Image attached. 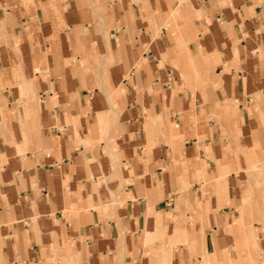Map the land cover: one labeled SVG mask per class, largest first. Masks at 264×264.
Here are the masks:
<instances>
[{
    "label": "crops",
    "instance_id": "obj_1",
    "mask_svg": "<svg viewBox=\"0 0 264 264\" xmlns=\"http://www.w3.org/2000/svg\"><path fill=\"white\" fill-rule=\"evenodd\" d=\"M241 227L263 260L264 0H0V264H244Z\"/></svg>",
    "mask_w": 264,
    "mask_h": 264
},
{
    "label": "rangeland",
    "instance_id": "obj_2",
    "mask_svg": "<svg viewBox=\"0 0 264 264\" xmlns=\"http://www.w3.org/2000/svg\"><path fill=\"white\" fill-rule=\"evenodd\" d=\"M252 204H255V201H254V197H251L248 201H246V207H251ZM248 214H252L251 211H245L242 213V216L243 215H248ZM259 215V213L257 214ZM259 218V216H258ZM252 219H253V216H252ZM249 230L250 229H243L242 227L240 228V232L244 234V239H245V243L242 245V250L245 252H247L248 254H252V259L251 257H249L247 255V259L244 261V264H263L264 263V259L262 260L261 258L263 257V249L258 246V238L256 240L257 242V247H253L250 243V236H249ZM255 233V236H257L256 232L254 231ZM241 247V246H240ZM241 250V249H240ZM235 252L238 251V248L237 246H235V249H234Z\"/></svg>",
    "mask_w": 264,
    "mask_h": 264
}]
</instances>
